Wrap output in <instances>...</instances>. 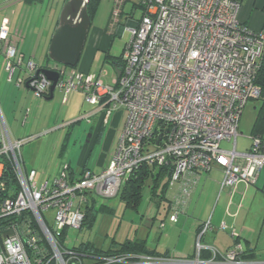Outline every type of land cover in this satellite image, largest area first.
<instances>
[{
  "label": "built area",
  "instance_id": "1",
  "mask_svg": "<svg viewBox=\"0 0 264 264\" xmlns=\"http://www.w3.org/2000/svg\"><path fill=\"white\" fill-rule=\"evenodd\" d=\"M127 1H115L110 26L117 25ZM244 1L140 0L143 14L136 27L129 28L123 68L113 85L104 83L107 73L50 68L59 73L56 90L64 94V102L72 93H81L94 107L79 120L92 123L98 116L108 126L116 112L128 114L112 161L100 174L87 170L70 181L66 167L52 185H38L37 172L24 168V141L12 138L0 111V264H264L242 259L240 244L225 253L207 247L211 258H202V240L214 230L210 219L197 235L191 258L84 256L69 249L66 238L61 242L54 236L81 229L88 194L117 197L144 164L172 166L170 184L179 186L170 204L174 224L188 211L201 173L220 169L221 189H229L232 199L239 184H257L264 168V140L251 137L245 152L238 151L237 143L245 107L252 100H264L256 85L264 57V26L253 30L240 21ZM10 38V21L5 19L0 25V62L8 82L18 88L25 85L36 98L46 97L52 82ZM225 143L232 148L224 149ZM9 167L19 184L16 195L9 187ZM52 210L50 223L46 215Z\"/></svg>",
  "mask_w": 264,
  "mask_h": 264
},
{
  "label": "rangeland",
  "instance_id": "2",
  "mask_svg": "<svg viewBox=\"0 0 264 264\" xmlns=\"http://www.w3.org/2000/svg\"><path fill=\"white\" fill-rule=\"evenodd\" d=\"M115 1L100 0L79 65L77 69L68 68V71H79L82 68L95 38L98 46L94 44L95 47L92 46L95 57L91 72L97 73V75L107 73L103 76L106 85H113L117 78L113 61L121 59L124 49L131 39L129 28L136 27L142 16V9L138 6L140 0H128L121 16L127 21L118 22L114 27L110 26ZM262 3L264 0H258L250 15V23L257 19L259 27L264 21ZM53 5V0H46L44 4L37 6L25 0H0V23L3 19H8L11 25L22 30L26 29L24 51L28 55H36L35 61L45 68L58 66L50 60L47 50L43 52L44 49L39 48L41 44L38 39L43 37V34L50 32L53 19L50 9ZM246 6L247 1H244L242 10ZM247 9L248 6L244 11L247 12ZM34 32L37 35L29 53L28 47L31 45ZM34 45L35 47L38 45L39 49L33 51ZM28 59L26 58V60ZM92 109L94 107L86 103L85 96L81 93H72L67 102H64V94L58 89L51 101L45 98H36L25 85L18 88L16 84L9 83L4 64L0 62V111L12 138L24 141L22 146L24 168L27 172L32 169L37 172L36 182L38 185L45 181H49L52 185L65 166L70 163L73 164V167L78 166L84 152L91 151L89 162L95 169L99 156L106 153V150L103 151L104 145L108 144L109 147L111 141L109 144L106 140L110 127L104 137L98 138L97 132L90 134L93 122L79 120L82 115ZM261 112L264 114L263 100H252L245 107L239 128L240 136L237 143L239 152L247 151L251 147V135ZM125 115L128 116L127 113ZM75 121L76 123H74ZM72 123V127H66L67 124ZM222 147L229 150L232 145L225 143ZM151 184H153L152 180L146 183L141 203L136 209L126 208L119 196L112 199L97 197L96 209L99 210L101 206H106L111 211L106 210L98 213L96 224L92 229L68 230L66 246L72 248L82 242H91L98 247L107 249L114 240L117 244L125 243L128 240H146L150 249L159 248L163 251L164 247L169 244L174 247L178 243L181 228L177 227V234L171 238L165 236L168 228L163 230L160 225L161 222H166V225H169L168 221L172 212L167 210V204L164 203L157 208L155 203L150 200ZM176 188L168 192L169 200L173 198ZM188 212L189 209L181 217L187 215ZM54 215L55 211L53 210L46 215L50 223H53ZM261 262H264V259Z\"/></svg>",
  "mask_w": 264,
  "mask_h": 264
},
{
  "label": "crops",
  "instance_id": "3",
  "mask_svg": "<svg viewBox=\"0 0 264 264\" xmlns=\"http://www.w3.org/2000/svg\"><path fill=\"white\" fill-rule=\"evenodd\" d=\"M45 1L46 0H44V2ZM53 1L54 5L50 9L51 16L53 18L51 20V27L49 29L50 32L47 34L45 33L43 34V37L38 38L41 44L39 48L42 47L44 49L43 52L47 50L48 54L50 42L57 27L56 23L59 21V15L61 13L63 5L68 0ZM98 1L100 5V0ZM245 1H247L248 9L247 12L244 11L247 7L246 6L245 8H243V10H241L239 16L240 21L252 28L253 30H260L264 26V21L260 27L258 26L257 19H254L253 22L250 23L251 11L253 9V6L257 4L258 0ZM34 5L37 6L38 4ZM261 7L264 10V3L261 4ZM56 13H58L57 16H55ZM4 20L5 19H3V21ZM125 21H127V19L121 17L119 22ZM25 32L26 29L22 30L17 26L11 25L10 41L15 45H19L26 58L36 60V55H28L24 51L23 46L26 42L24 41ZM36 35L37 34L34 32L33 40L31 42V45L28 47L29 53L31 51L30 49H32V43L36 38ZM96 42L97 41L94 38L92 43L94 45H97L98 42ZM93 44L92 46L94 48L95 46ZM92 46L87 55L84 65L79 70L83 73L97 74L91 72L94 63L93 59L95 57L93 53L94 49L92 50ZM39 48L38 45L36 47L34 45L33 51ZM125 113H123L122 111L116 112L111 117L109 125L104 126L102 128L99 125V117L97 116L93 119L90 134L97 132L98 138H102L106 134L107 129L109 130L110 127L106 140H108V142L111 141V144L109 142V147L108 144L104 145L105 147L103 151L106 150V153H102L99 156L95 169L92 168L93 166H91V163L89 162V159L91 157V151H89L88 153L84 152L82 154L78 162V166L73 167L72 163L65 166L69 167L68 173L74 176V178H78L82 176L84 170H90L96 174H100L109 167L124 132L125 123L127 119ZM252 136L253 134L251 135V137ZM262 137L264 139V135H262ZM84 149L86 150V147ZM63 170H61L60 173ZM223 178L224 174L220 169H214L208 173H201L196 190L191 196V203L187 215H184L182 217L180 216L176 224L170 222L169 220L168 226L166 225V222H161L160 225L161 229L163 230L168 228L166 231L167 234L165 235L167 238H171L174 234H177L178 230L176 228L180 227L181 231L179 233L178 243L174 247L170 246V244L168 246H165L163 251H161L159 248L150 249L148 245L147 248L150 251L154 252L156 256H175L179 258L194 257L197 243V235L202 225L210 219L213 224L214 230L208 233L202 240V245L206 248L202 251V258H211V254L207 250L210 247L216 249L221 253H225L226 251L231 249L235 244H240L245 252V259L254 261H261L262 259H264V168L261 172L257 184L251 187H246V185L244 184H239L237 186V191L234 194L233 199L230 196L229 189H221V182ZM152 186L153 184H151L150 186V200L153 201L157 206L156 198L153 199L151 195V190L153 188ZM173 188H176V190L174 191L173 198L169 200L167 195L168 192ZM178 190V185L172 186L171 184H169V188L167 189L164 195L165 200L163 201V204H167L168 211L170 210L169 207L171 202L175 199L178 194ZM95 197L97 198L98 196ZM87 204L84 206V210L86 209ZM223 224L226 225V229L222 228ZM233 231L238 234V237L233 236Z\"/></svg>",
  "mask_w": 264,
  "mask_h": 264
},
{
  "label": "trees",
  "instance_id": "4",
  "mask_svg": "<svg viewBox=\"0 0 264 264\" xmlns=\"http://www.w3.org/2000/svg\"><path fill=\"white\" fill-rule=\"evenodd\" d=\"M26 2L34 5V4H43L44 0H25ZM142 11L143 8L139 2L138 5ZM99 7V1L98 0H89L88 2V12L89 16L91 17V20L93 21L95 14L98 10ZM264 12V10H263ZM58 25V22L56 23V26ZM115 67H117L120 71L123 68V61H122V56L119 61H113ZM79 65V64H78ZM43 69L45 67L41 66ZM78 67V66H77ZM71 68V69H77ZM69 68V67H67ZM256 85H258L263 94H264V57L262 59L260 69L256 78ZM50 94L44 97L45 99L49 98ZM264 101V100H263ZM99 125L104 127L103 123L101 122L99 118ZM71 125L70 127H72ZM100 129V127H99ZM264 134V114L261 112L256 120V124L254 127L253 131V136L252 137H259L262 140L263 137L262 135ZM69 167H67V170ZM87 170H84L86 172ZM83 172V174H84ZM82 174V175H83ZM173 174V168L172 166H148L147 164H144L140 167V169L136 172L134 176H132L127 183L124 185L123 189H121L119 193V197L121 200L125 203L126 208H133L136 209L143 197V190L146 186V183L149 180L153 181V188H152V198H156V203L157 207H161L163 205V201L165 200V193L167 189L169 188V184L172 178ZM8 180H9V187L12 189L13 193L16 195L18 190H19V184L16 179V176L12 169L9 167V172H8ZM69 178L70 181H73L78 178H74L69 173ZM96 203H97V198L92 195L88 194V204L85 209V219L82 224V227L80 230L83 228L87 229H92L94 228L96 221H97V214L100 212H104L106 210H110L109 208H106V206H101L99 210L96 209ZM170 209V207H169ZM13 220V219H12ZM10 220V221H12ZM68 230H64L59 233H54V236H56L57 239H59L61 242L66 238V233ZM71 250H75L78 253L84 255V256H110L113 254H123V253H134V254H143V255H152L156 256V254L152 251H150L147 248V242L146 241H140V240H134V241H126L125 243L117 244V242L112 241L110 246L107 249H103L101 247H98L96 244L91 243V242H82L78 246L69 248ZM205 258V257H204ZM208 258V257H207ZM241 258L244 260L245 259V252L241 255ZM86 261V259H85ZM249 261H254V260H249Z\"/></svg>",
  "mask_w": 264,
  "mask_h": 264
},
{
  "label": "water",
  "instance_id": "5",
  "mask_svg": "<svg viewBox=\"0 0 264 264\" xmlns=\"http://www.w3.org/2000/svg\"><path fill=\"white\" fill-rule=\"evenodd\" d=\"M92 25L85 0H68L62 7L58 25L49 46V58L57 65L75 68L78 66ZM117 75L120 70L115 67ZM41 73L52 82L50 97L52 100L59 81V73L44 68Z\"/></svg>",
  "mask_w": 264,
  "mask_h": 264
}]
</instances>
